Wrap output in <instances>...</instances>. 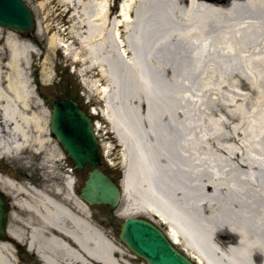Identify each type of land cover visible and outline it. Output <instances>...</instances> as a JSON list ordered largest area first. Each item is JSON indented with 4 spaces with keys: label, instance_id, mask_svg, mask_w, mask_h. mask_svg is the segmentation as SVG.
Instances as JSON below:
<instances>
[{
    "label": "bare ground",
    "instance_id": "1",
    "mask_svg": "<svg viewBox=\"0 0 264 264\" xmlns=\"http://www.w3.org/2000/svg\"><path fill=\"white\" fill-rule=\"evenodd\" d=\"M135 1L121 0L115 13L110 0H61V11L70 12L69 37L64 39L56 24L58 30L51 40L79 65L82 84L101 94V113L113 123L123 151H130L121 182L126 202L115 213L121 218L138 214L155 217L165 225L168 240L197 264H264V159L259 163L258 157H251L253 147H247V156L224 162L222 157L230 156V145L206 136L200 120L222 133L225 120L234 113L216 109L209 101L204 107L193 105L198 113L195 118L177 107L171 109V117L161 106L163 96L156 83L160 78L182 76L185 71L213 77L247 71L249 60L264 62V43L245 40L264 27V0H228L224 6L208 0H167L165 12L150 19H146V12L134 8ZM239 5L249 12L240 11ZM36 24L40 30L38 19ZM9 42L15 47L12 60L0 64V159L8 156L22 163L25 158L27 163L20 153L29 148L44 153L50 161L58 153L42 151L47 126L38 111L30 108V90L13 77L20 62L16 53L31 54L30 42L14 34ZM243 77L256 83L250 76ZM132 82L140 84L143 91L140 105L133 92L120 95ZM197 91L189 95L195 99L204 93ZM109 101L137 105L116 113L129 142L108 115L112 107ZM204 111L213 115L207 119ZM240 114L247 116L245 111ZM248 126L261 131L249 135V143L256 147L264 140L262 122ZM134 129H139L145 143L135 137ZM210 140L221 144L223 153L215 152ZM102 149L105 155L110 151L105 143ZM64 180L69 190L72 178ZM0 188L12 196V204L17 203L27 213L18 225L10 212L6 238H0V264H24L12 248L24 241L29 253L36 254L42 264L125 261L123 257L111 259L118 252L123 254V248L97 229L91 210L74 194L72 201L70 193H64V201L43 189L17 183L2 165ZM20 195L21 200H17Z\"/></svg>",
    "mask_w": 264,
    "mask_h": 264
},
{
    "label": "rangeland",
    "instance_id": "2",
    "mask_svg": "<svg viewBox=\"0 0 264 264\" xmlns=\"http://www.w3.org/2000/svg\"><path fill=\"white\" fill-rule=\"evenodd\" d=\"M25 1L29 4L32 14L35 16V24L37 19L40 21V30L36 29V24L34 30L29 34L30 36H28L25 33L21 34L14 30L0 27V64L3 66L6 61L10 59L12 60L11 56L13 55L12 52L15 47L14 45L11 46V42H9L11 34H14L21 40L25 39L30 42L29 46L32 50L31 54L25 52L21 53L19 51L16 53L20 62L18 65L16 64V67L14 68L13 77L17 76L18 78L15 77V79H18L22 83L23 87L26 86L30 90V108L35 112L38 111L41 120L47 126L48 132L44 131L46 133L47 142L42 151L53 149L57 151L58 154L48 161L47 159L43 160L44 153L40 152L37 154L28 148L23 149L20 153L23 157L27 158V163H25V158L22 163H19L7 156L0 159V165L3 166L5 172L13 175V178L17 183H23L28 186L34 185V187L46 190L51 195L53 192L50 191L48 187H60L61 183H57L56 180H58V175L61 174L63 180L65 172H63L62 169L63 166L67 165V163L64 162V151L61 145L58 141H56L55 137L49 130L48 117L51 110L49 106L56 97L69 93L78 100L80 99L82 107L86 110H89L92 106L96 107L98 113L91 114V116L99 123L97 137L101 143V149L104 143L110 148L109 153L103 155L105 159L101 168L108 170L113 177H116L119 173L120 178L123 177L125 174V162L126 159H129L130 151L127 148L123 151L118 142V138H116L113 132L112 125L108 121V118L101 114L102 105L104 103L101 94H98L91 88L88 89L87 86L80 82V76L77 74L79 65H77L74 59L69 55H65L63 50L58 45L51 42L52 35H54L55 30H58L57 27H55L57 25L60 26L59 30H61V34L64 39L69 37L67 31L70 24V12L64 13L61 11L63 8V6H61V0ZM119 1L120 0H110L109 2V6L112 7V10H114L115 13L118 11ZM166 1L167 0H136L134 2V8L138 11L141 10L146 12V19H150V17L156 18L162 11L165 12V9L168 8ZM227 2L228 0L221 3L220 6L226 5ZM238 7L240 11L243 10V12H249V9H244L246 6L239 5ZM262 32H264V27L256 33L250 34L251 37L249 35L245 40H249L253 42V44L256 43V45L262 42L264 43V37L261 36ZM240 62L245 67V62L239 59L238 63ZM262 63H264L262 60H249L247 66L251 68L249 69L245 67L248 69L247 71L239 72L238 70L236 73L227 72L223 75L217 73V75L213 77L208 75H194L191 74L190 71H185V74L179 77L160 78L156 80V83L162 93L161 95L163 96V104L161 103V106L171 117L174 116L171 109L177 107L187 114H192L195 118L198 113L195 109L193 110V105L199 106L200 104L204 107L209 103V101L213 103L216 109H220L224 112L225 110L233 112L234 115H229V117L225 120L227 122L222 133H217L219 130L215 129L207 121L200 120V124L203 125V129L206 131V136H211L213 137L211 140L214 139L221 143L227 141V144L230 145V150L228 152L230 156L224 155L222 157L224 162L227 160H229V162L231 160L236 161L242 154L247 156L248 154L245 153V149L247 147H253L251 157H258L259 163H262V160L264 159V140H262L259 145L256 144V147L255 143H249L250 133L261 131L257 130L254 126L252 128L248 126L251 122L260 121L262 122V130H264V120L262 119L264 112V86L260 84L264 83V69L261 68ZM5 70L6 68H3V72ZM244 75L248 77L250 76L256 83L248 82L244 79ZM205 78H207L206 81H204ZM154 82L155 81L153 80L152 83ZM252 84L260 85L253 86ZM196 90H200L197 92L204 93L193 99L189 94ZM126 92L127 94H131L133 92L137 99V105L141 104L139 102L143 97V91L140 84L135 82L128 84L126 88L120 90V95L125 94ZM185 92L188 94L186 93V96H182ZM109 104L110 106L112 104V107H110L111 109L108 112L109 117L114 119L116 123L115 127L122 132L125 142H129L128 138L130 137H128L129 135H127L124 128L121 127V124L118 122L117 119L119 116L117 117L116 113L124 111L125 109L130 111L137 105H134L133 103L120 105L110 101ZM232 108L233 110H231ZM244 111L246 112L245 115H247L245 117L240 114V112ZM212 115L213 114L209 113V111H204L205 118L208 119ZM133 132L135 133V137H139L140 143H145L144 139L141 137L139 129H137V132H135L134 129ZM165 132H167L169 136L167 129ZM172 136L174 137V135ZM211 140L210 145H212V149L218 154L223 153L221 148L223 146L221 144L214 143ZM52 161L61 163L59 172H57L59 174L55 173L57 171L56 166L43 163H50ZM52 166L53 168H50ZM85 174L86 171L82 170L78 179L76 178L77 180H74L76 187H79L82 184ZM66 191L67 190L65 188V190H62L61 192ZM1 192H3V194L10 200L9 207L12 211V218L16 224L19 225L26 219V211L22 207L18 206L17 203L12 204V196H10L8 192H4L2 190ZM66 193H70V190ZM57 194L59 196L62 195L60 193ZM70 197L73 201L74 199L72 198V193H70ZM17 200H21V195L18 196ZM125 202L126 199L121 198L119 206L123 205ZM90 208L93 214V218H91V220L94 224H96L97 229H100L105 234H109L115 244H119L124 250L123 254L118 252L111 259L113 260L114 258L118 259V257H123L125 261L122 259L123 261H120L122 264H146L143 257L134 254L132 250L119 238L118 232L123 218L116 215L113 219H111V216H113V208L107 204H95L90 206L88 209ZM9 215L11 216V214L8 213L7 221L10 219ZM157 224L163 230L166 228L161 222H157ZM18 246H23L22 250H20ZM12 248L19 253L20 258L23 259L22 263L39 264V259L36 258V255L31 257L28 254V250L25 248V241ZM96 264L102 263L97 262Z\"/></svg>",
    "mask_w": 264,
    "mask_h": 264
},
{
    "label": "water",
    "instance_id": "3",
    "mask_svg": "<svg viewBox=\"0 0 264 264\" xmlns=\"http://www.w3.org/2000/svg\"><path fill=\"white\" fill-rule=\"evenodd\" d=\"M0 26L20 32L33 29V14L24 0H0ZM50 120L51 130L75 162L74 167L82 169L87 162L91 166L79 192L81 199L90 204L115 206L120 191L117 184L98 168L102 160L91 119L75 100L61 97L53 102ZM6 211L5 198L0 194V236L4 235ZM119 234L125 244L146 259L147 264H194L178 252L153 223L141 217L127 216Z\"/></svg>",
    "mask_w": 264,
    "mask_h": 264
}]
</instances>
